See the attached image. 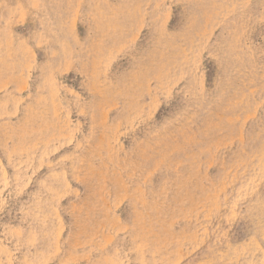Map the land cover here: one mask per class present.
Wrapping results in <instances>:
<instances>
[{
	"label": "rangeland",
	"instance_id": "rangeland-1",
	"mask_svg": "<svg viewBox=\"0 0 264 264\" xmlns=\"http://www.w3.org/2000/svg\"><path fill=\"white\" fill-rule=\"evenodd\" d=\"M0 264H264V0H0Z\"/></svg>",
	"mask_w": 264,
	"mask_h": 264
}]
</instances>
